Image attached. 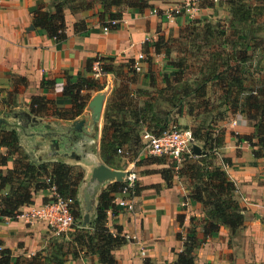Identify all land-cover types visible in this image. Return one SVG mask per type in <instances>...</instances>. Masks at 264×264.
<instances>
[{
  "label": "crops",
  "instance_id": "0c3cea01",
  "mask_svg": "<svg viewBox=\"0 0 264 264\" xmlns=\"http://www.w3.org/2000/svg\"><path fill=\"white\" fill-rule=\"evenodd\" d=\"M58 1L0 0V122L17 131L20 153L34 164L61 162L81 171L76 197L82 218L86 212L83 193L92 196L88 221L93 217L99 194L115 182L111 179L98 184L91 179L92 169L104 165L134 173L136 192L129 197L132 208L113 205L106 211L105 227L109 233L134 237L110 252L116 264H173L184 250L188 229L189 232L193 229L196 238L192 264H264V159L253 155L259 147L256 139L252 138L250 144L243 140L253 132V122L240 114L241 99L246 92L236 96L234 84H229L233 77H246L242 72L246 74L249 70L252 84L258 85V68L264 61V0H235L218 5L204 2L195 22L165 17L164 11L175 0L149 1V7L141 11L114 7L112 11L119 14L118 23L106 34L101 31L98 15L101 7L97 0L91 9L76 12L65 5L64 38L56 41L33 26L32 13L39 7L53 14ZM219 38L223 44L216 40ZM200 42L208 47L206 52L213 61L219 51L214 46L225 44L226 63L217 69L214 65L210 69L208 64H200L195 70L203 79L194 75L184 84V63L176 62V57L185 55V49L199 53V47L194 45ZM242 52L244 57L250 56L247 63L240 62ZM138 55L142 59L138 60L139 70L135 72L131 66ZM257 55L260 61L252 58ZM95 62L105 69L97 79L92 77ZM85 77L96 80L100 89L80 92L88 100L74 119L56 118L54 111H67L71 107L70 99L61 93L62 87L68 81L73 83ZM42 80L48 85L40 87ZM217 82H221L217 86L222 89H218ZM247 83L245 80L242 87ZM210 86L212 91L208 90ZM35 96L50 101L42 117L29 112L30 98ZM97 96L102 97L100 102ZM191 96V113H186L184 98ZM235 99L237 102L231 108ZM112 103L119 106L111 112ZM104 112L126 123L118 147L129 149L128 158L104 159L100 155V143L106 144L111 134L103 122ZM196 121L203 125L198 128L202 129L200 133L208 128L212 131L213 164L234 187L232 198L240 208L243 223L233 231L220 226L216 233L204 235L202 221L217 222L211 211L189 199L184 177L173 175L167 186L160 177L167 164L145 158L155 156L142 149V133L157 132L161 125L195 132L191 126ZM217 127L222 128L215 135ZM197 142L195 145L200 149L202 143ZM0 155L6 156L5 165L0 167L4 174L12 168L15 157H8L3 147ZM7 191L5 188L1 193ZM49 199V190L37 191L32 204L21 207L16 219L0 220V250L10 252L9 264H22L35 253L44 255L53 244L65 252L76 221L66 234L54 235L41 221L28 218L30 210ZM190 218L199 222L193 221L192 229ZM141 250L145 253L143 257ZM64 264L100 263L95 255L79 253L76 258L67 255Z\"/></svg>",
  "mask_w": 264,
  "mask_h": 264
},
{
  "label": "trees",
  "instance_id": "16d2710c",
  "mask_svg": "<svg viewBox=\"0 0 264 264\" xmlns=\"http://www.w3.org/2000/svg\"><path fill=\"white\" fill-rule=\"evenodd\" d=\"M97 1L101 7V10L98 12L101 20L100 25L104 26L106 20L118 19L119 14L112 11L114 7L125 6L141 11L149 7L148 2L153 0ZM233 1L235 0H229L228 2L233 3ZM93 4L94 0H79L77 3L71 0H60L55 5L53 14L43 12L38 7L32 13L33 26L45 31L48 37L56 41L61 40L64 38L63 9L65 5H68L71 12H76L91 9ZM242 53L243 57L240 59V62L247 63L250 56L244 57V52ZM101 69L102 72L105 71L104 68ZM87 72H89V66L87 67ZM242 74L245 75L243 72ZM260 77L256 81L258 85L252 84V80L248 81L246 77L242 79L233 77L228 82L229 84H234L236 96L240 92H246L241 99L240 114L250 122H253V132L249 136L243 137V140L250 144L252 138L256 139L259 147L253 151V155L256 158L264 159V74ZM245 80L248 82V85L243 88L242 84ZM43 84L48 85V82L42 80L40 87ZM229 84L228 86L231 87L232 85ZM98 89H100V86H98L96 80L90 77L79 78L73 83L66 82L61 89V93L70 99L71 107L67 111H54L53 115L60 119H74L82 112L88 100V96H82L80 92L95 91ZM236 102V99L231 101V108L235 106ZM112 104L109 109L111 112L119 106L117 103ZM48 105H50V101L45 99L44 96L32 97L28 105L29 112L33 116L42 117L48 110ZM212 121H215V119H212ZM103 122L105 127L111 131V134L107 138L106 144H103V141L100 143V155L104 159H114L117 156L115 151L121 149L118 145L120 144L121 132L125 129L126 123L115 120L111 115L107 116L105 112ZM167 127L161 125L158 127L157 132L150 133L159 135ZM191 133L194 141H200L202 143L201 150L204 154L199 156H193L192 154V157H196V160L192 161L183 155L180 160L181 163H178L180 165L179 169L174 170L176 163L173 162V164L167 165V168L160 172V177L167 186L170 185L173 175L184 177L190 183H194V186L188 192V197L196 203H202V199L206 195L209 202L208 206L211 207V215L216 218L217 222L202 221L204 235L216 233L220 226H226L230 231H233L236 227L242 226L243 219L239 214L240 208L232 198L234 191L232 183L228 181L226 174L213 164L215 156L210 152L212 148V131L208 128L199 138L196 137L195 132L191 131ZM216 138L217 144L218 137ZM0 147L6 149V155L8 157H15L12 158L13 166L10 170H5L4 174H2L0 169V220L16 219L21 207L32 204V198L35 192L49 190L51 186H54L57 198L67 203L68 210L74 221H76V225H74L73 231L69 234L68 241L66 242L67 248L65 252L58 247V244H53V247L50 246L48 253L44 255L35 253L29 260L22 264H64L67 255L76 258L79 253L82 256L95 255L100 264H116L110 252L125 241L122 236L109 233L105 227V219L106 211L113 206L112 201L115 195L119 194L124 184L121 182H113L108 185L99 194L93 217L90 218L87 226L76 228L81 225L76 190L78 184L81 182L82 172L61 162H40L34 164L28 161L20 153L17 131L6 122H0ZM150 159L155 163H164L160 158L152 157ZM5 161L6 156L0 155L1 168L5 165ZM5 188L8 191L2 194L1 192ZM133 191L134 193L136 192L135 187H133L132 193ZM43 202H47V200H43ZM193 221L199 223L194 218H190V229L193 228ZM192 231L193 229L190 232L189 229L186 230L183 243L184 250L178 254L173 264H192L193 248L196 245V238ZM175 238L179 239V235L176 234ZM9 261L10 252L8 250H0V264H9Z\"/></svg>",
  "mask_w": 264,
  "mask_h": 264
},
{
  "label": "built area",
  "instance_id": "2783aa9c",
  "mask_svg": "<svg viewBox=\"0 0 264 264\" xmlns=\"http://www.w3.org/2000/svg\"><path fill=\"white\" fill-rule=\"evenodd\" d=\"M216 1L229 0H175L172 5L164 11V15L169 20L177 17L191 20L196 17V13L199 11L202 3H215ZM127 10L132 11L130 8ZM117 23V20H106L104 26L101 27L102 33L106 34L110 28L116 26ZM141 59L142 56L138 55L137 61L133 62L131 66L135 72L139 70L138 60ZM101 74L102 70L100 65L98 62H95L92 69V77L97 79ZM221 128L222 127H217L214 134H218ZM141 140L143 142L142 149L147 154L172 159L176 163L180 162L183 155H187L188 157L192 156V146L195 145L191 131L189 129H177L175 125L167 127L166 130L162 131L159 135L144 132L141 134ZM213 151V148H211L210 152L213 153ZM115 154L120 158H128L131 153L128 150L117 149ZM193 156L195 155L193 154ZM121 183L124 184L119 191L121 197L114 198L112 204L130 210L132 205L129 197L132 194V189L135 184L134 173L129 171L126 172ZM49 194L50 199L40 205L39 208L30 210L28 212V218L41 221L54 235H64L72 228L74 219L68 210L67 203L57 198L54 186L49 188ZM19 215H17L16 218ZM122 237L125 241L134 239V237H129L127 235H123ZM144 254V251L141 250L140 255L143 257Z\"/></svg>",
  "mask_w": 264,
  "mask_h": 264
},
{
  "label": "rangeland",
  "instance_id": "374dc122",
  "mask_svg": "<svg viewBox=\"0 0 264 264\" xmlns=\"http://www.w3.org/2000/svg\"><path fill=\"white\" fill-rule=\"evenodd\" d=\"M209 3H212V4H214V5H218V4H226V3H229L228 1H216L215 3H213V2H209ZM206 4H208V3H206ZM196 14H198V12L196 13ZM199 17H194V19H191V20H188L189 22H195V20H197ZM216 21H218L219 22V20H217L216 19ZM206 27V26H205ZM214 28V27H213ZM217 29H218V27H217ZM210 35L211 36H213V33H212V31L210 32ZM223 39V38H222ZM216 40H219L220 42H221V38H219V39H216ZM197 41H201V40H197ZM220 42H218V44L220 43ZM211 43H212V41H211ZM222 44H223V42H221ZM216 44V43H215ZM214 46V43L213 44H209V48H211V46ZM195 46H197V47H199V53H198V51H195V49L194 48H192V49H194V51H189L190 49H185V55H179V56H177L176 57V62H179V63H181V64H183L184 63V65L182 66L183 68H185V70L182 72V79H183V82H184V84L186 83V82H189L190 80H192V79H190L191 78V76H194V75H197V76H199L198 78L201 80V78L203 79V77H201L199 74H198V72H196V70H195V68H197V67H200L201 65L200 64H208V66L210 67V69L213 67V65H214V67H216V69L218 68V67H221V66H223V64L224 63H226V53H223V52H225L224 50H226V45L224 44L223 45V47L222 46H218L217 44L214 46V49H216V50H219L217 53H218V55H216V57H217V59L215 60V61H213L214 60V58L211 60V58H210V54H208L206 51L208 50V47L206 48L205 47V44H202L201 42L200 43H198L197 45H194V47ZM190 48H191V46H190ZM222 48H223V50H222ZM209 51V50H208ZM220 51H222V53H219ZM216 53V54H217ZM252 58L254 59V60H257V61H260V58H259V56L257 55V56H252ZM210 59V60H209ZM216 65H218V66H216ZM197 66V67H196ZM212 66V67H211ZM258 70L260 71V72H258V75H259V77L258 78H261L260 76H262L264 73V61H262V67H260V68H258ZM219 72L220 71H222L221 69H219L218 70ZM217 71V72H218ZM205 72H210V74H213V72H211L210 70H206L205 69ZM180 74H181V71H180ZM246 78L248 79V81L249 80H251L250 79V76H251V73H250V71L248 70L247 72H246ZM210 76V78H211V76L212 75H209ZM205 79H206V77H204ZM257 78V79H258ZM94 79V78H93ZM185 80V81H184ZM210 83V82H209ZM219 84H221V82H217L216 83V86L217 85H219ZM208 85H210V84H208ZM186 86V85H185ZM184 86V87H185ZM207 86V85H206ZM212 87L213 86H210V88L208 87V90H210V91H212L211 89H212ZM217 87H219L218 89H222L221 88V86H217ZM224 90L226 91V88H224ZM223 92V91H222ZM189 95V94H188ZM194 96V95H193ZM193 96H191V97H186V98H184V101L185 100H187L186 102H184V105H187V107H186V113H188V112H190L191 113V109H192V106H190L191 105V103H189V102H192L191 100L193 99ZM188 102V103H187ZM53 109V108H52ZM204 124V123H203ZM203 127V125H201V123H199L198 121H196L194 124H192V126H191V129H194L195 130V134H196V137L197 138H199L200 136H201V134L202 133H200L201 132V130L202 129H198V128H202ZM176 128L177 129H183V128H181V127H178V126H176ZM211 143V142H210ZM195 144L196 145H198L199 143L197 142V141H195ZM200 147H202L201 146V144H200ZM211 147H212V144H211ZM201 149V148H200ZM185 156H187V155H185ZM156 157V156H155ZM188 157V156H187ZM145 158L146 159H149V158H152L151 156H148V155H145ZM191 161L192 160H196V157H192V156H189L188 157ZM161 160H163V162H165L167 165H170V164H173V162H175V161H173L172 159H168V158H165V157H161L160 158ZM176 163V162H175ZM181 163V162H180ZM179 163V164H180ZM177 164V165H176ZM175 164V167H174V170H176L177 168L179 169L180 167H179V165H178V163H176ZM173 166V165H172ZM174 176H176V175H174ZM173 179V178H172ZM172 181V180H171ZM187 182H189V181H187L186 179L184 180V186H185V189L187 190V192H189L190 191V189H191V187L192 186H194V184H192V183H190L189 182V184L187 183ZM208 199L206 198V195L204 196V198L202 199V203H199L200 205H201V208L202 209H204V210H206V211H211V207L210 206H208Z\"/></svg>",
  "mask_w": 264,
  "mask_h": 264
},
{
  "label": "water",
  "instance_id": "95a60500",
  "mask_svg": "<svg viewBox=\"0 0 264 264\" xmlns=\"http://www.w3.org/2000/svg\"><path fill=\"white\" fill-rule=\"evenodd\" d=\"M96 98H97V102H100L102 97L97 96ZM99 110H100V106L97 107V112H99ZM192 152L195 156L204 154V152L200 151V149L196 145L192 146ZM124 175L125 173L109 169L104 165H98L94 167L90 174L91 179L97 182L98 184H100L104 180H111V179L114 180L115 182H121ZM83 196H84V209L86 212L82 215L81 225L85 226L89 223L88 212L91 210V197L92 196H90V194L87 193L86 191L83 193Z\"/></svg>",
  "mask_w": 264,
  "mask_h": 264
}]
</instances>
